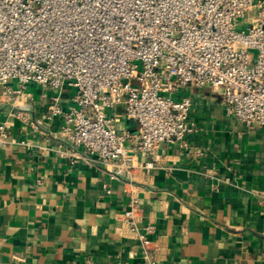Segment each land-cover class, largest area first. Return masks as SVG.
<instances>
[{
	"label": "crops",
	"instance_id": "crops-1",
	"mask_svg": "<svg viewBox=\"0 0 264 264\" xmlns=\"http://www.w3.org/2000/svg\"><path fill=\"white\" fill-rule=\"evenodd\" d=\"M257 10L236 29L250 27ZM25 91L28 97L6 101L0 85V122L31 142L0 147V264H264V126L226 116L220 90L180 88L175 98L192 102V131L160 144L151 169L135 167L115 180L85 158L59 157L81 150L61 135L60 117L44 120L50 93L37 84ZM70 95L62 92L64 108ZM108 113L117 130L138 132L122 105ZM130 194L140 222L153 226L145 255L121 222Z\"/></svg>",
	"mask_w": 264,
	"mask_h": 264
},
{
	"label": "built area",
	"instance_id": "built-area-1",
	"mask_svg": "<svg viewBox=\"0 0 264 264\" xmlns=\"http://www.w3.org/2000/svg\"><path fill=\"white\" fill-rule=\"evenodd\" d=\"M253 8L252 25L236 29ZM29 84L50 93L44 120L60 117L61 135L81 150L59 157L85 158L112 180L135 167L151 169L160 144L183 141L192 131V102L175 98L180 88L218 89L226 116L264 126V0H0L5 100L28 97ZM65 89L71 91L66 108ZM119 105L137 122L136 134L116 129L108 111ZM12 115L31 119L18 110ZM10 129L9 121L0 122V147L31 146ZM137 156L149 159L135 165ZM138 213L130 194L121 222L145 255L153 226Z\"/></svg>",
	"mask_w": 264,
	"mask_h": 264
},
{
	"label": "rangeland",
	"instance_id": "rangeland-1",
	"mask_svg": "<svg viewBox=\"0 0 264 264\" xmlns=\"http://www.w3.org/2000/svg\"><path fill=\"white\" fill-rule=\"evenodd\" d=\"M122 81L125 82L126 80H125V79H122ZM131 85H132V86H136V87H138V86H139V83L136 82V81H132V82H131Z\"/></svg>",
	"mask_w": 264,
	"mask_h": 264
}]
</instances>
